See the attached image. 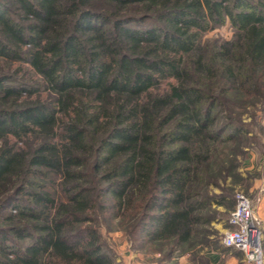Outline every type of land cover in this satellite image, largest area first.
Wrapping results in <instances>:
<instances>
[{"label":"trees","instance_id":"obj_1","mask_svg":"<svg viewBox=\"0 0 264 264\" xmlns=\"http://www.w3.org/2000/svg\"><path fill=\"white\" fill-rule=\"evenodd\" d=\"M226 20L229 41L199 43ZM0 59L51 96L0 75V264H113L98 218L157 253L212 219L213 156L249 134L240 108L264 112V0H0Z\"/></svg>","mask_w":264,"mask_h":264},{"label":"rangeland","instance_id":"obj_2","mask_svg":"<svg viewBox=\"0 0 264 264\" xmlns=\"http://www.w3.org/2000/svg\"><path fill=\"white\" fill-rule=\"evenodd\" d=\"M131 15L133 18H136L135 14L132 13ZM233 35L234 31L231 27V24L229 20H226L221 26L213 27L201 32L198 41L200 44H205L207 41L211 40L229 41ZM0 75H5L9 78H12V81L15 83L21 82L25 85L32 86V88H36V91L30 96H23V100H37L40 103H45V101L50 100L51 96L49 90L46 89V87L43 85L40 75L34 72L33 68L28 62L4 61L0 59ZM175 83V79L172 77L160 78L158 79L155 88H153L151 92L153 94L162 95L169 90L171 85H174ZM258 105L256 109L246 105L244 108H240L244 109L242 110L241 118L242 121L247 124L249 134L246 138H244L245 141L239 147V150H236V148L230 144L226 146L220 145L218 147L220 149L214 154V159L217 157L218 159L217 162L212 165L213 169H215L217 172L220 171L222 175L220 176L219 174L215 178V180H217L218 187H213L212 185L209 186L208 191L210 193L220 195V197L232 196L234 202L235 193L240 191L239 189H235V186L239 178L238 170L241 168L244 159L249 155L250 152L264 153V112H261V110L258 108ZM58 116L62 118L60 114ZM65 119L66 118H64L63 121H65ZM54 131L56 132V136L53 138L52 143L56 142L59 144L61 141H63L61 140L64 133L63 125L61 123L58 124V126L54 128ZM26 141L28 142L29 146H34V143H36V141L33 140V137L30 135L21 140L14 138L12 135H8L7 137L8 147L15 151H27L29 146L27 147V145H25ZM1 142L2 141L0 140V145ZM57 178L58 177H56V181ZM55 196L57 197V193L53 188V197L55 198ZM214 204H212V206ZM232 209L230 211H232ZM208 215L212 217V219L207 225L199 227L198 233H196L190 243L178 246L173 244L166 245L165 243L159 252L157 262L171 264V260L173 258H177L181 252L193 248L198 241L204 242L208 233L209 235L214 234L215 231L212 224L222 223L223 226H226L228 223L229 215L224 217V213L218 211L217 208L212 207L208 212ZM225 220H227V223ZM91 226L95 227L99 232L100 242L103 244L102 246L105 248V251H107V253L111 256L113 264H118L119 258H128L131 251L152 254L155 252H152L147 248H160L159 245L156 246L154 243L147 244L143 241L141 242L138 235L139 230L134 231L132 224L127 220L119 222L118 219L113 220L109 218V220L106 219L103 221V219L98 218ZM144 247L146 249H144Z\"/></svg>","mask_w":264,"mask_h":264},{"label":"crops","instance_id":"obj_3","mask_svg":"<svg viewBox=\"0 0 264 264\" xmlns=\"http://www.w3.org/2000/svg\"><path fill=\"white\" fill-rule=\"evenodd\" d=\"M238 177L235 189L242 191L252 203L253 212L261 230L262 248H264V153L250 152L238 170ZM233 204L232 196L220 197L219 195L213 207L227 217ZM225 222L227 223V220ZM212 226L214 234L208 233L204 242H196L193 248L173 258L171 264H252L245 260L240 251L223 246L222 237L229 229L228 223L226 226L222 223H214ZM158 257L159 253L156 252L145 254L131 251L128 258H119L118 264H163L157 262Z\"/></svg>","mask_w":264,"mask_h":264},{"label":"built area","instance_id":"obj_4","mask_svg":"<svg viewBox=\"0 0 264 264\" xmlns=\"http://www.w3.org/2000/svg\"><path fill=\"white\" fill-rule=\"evenodd\" d=\"M228 225L229 229L222 237L223 246L240 251L252 264H264L261 230L250 199L241 191L235 193Z\"/></svg>","mask_w":264,"mask_h":264}]
</instances>
